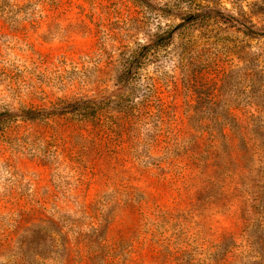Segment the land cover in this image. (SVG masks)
I'll use <instances>...</instances> for the list:
<instances>
[{
  "label": "rangeland",
  "instance_id": "rangeland-1",
  "mask_svg": "<svg viewBox=\"0 0 264 264\" xmlns=\"http://www.w3.org/2000/svg\"><path fill=\"white\" fill-rule=\"evenodd\" d=\"M0 264H264V0H0Z\"/></svg>",
  "mask_w": 264,
  "mask_h": 264
},
{
  "label": "trees",
  "instance_id": "trees-1",
  "mask_svg": "<svg viewBox=\"0 0 264 264\" xmlns=\"http://www.w3.org/2000/svg\"><path fill=\"white\" fill-rule=\"evenodd\" d=\"M145 49L148 50V49H150V47L146 46ZM128 72H129V69H126L124 71V74L126 75ZM76 109L80 110L81 112H84L83 114L86 116L90 114V111H89L90 106H88V104L86 102H81L80 105L76 106ZM160 111L162 112V109H160ZM42 116H44L42 113L35 112L32 110L23 111L22 115H21L22 119H28V120H32V119L42 117Z\"/></svg>",
  "mask_w": 264,
  "mask_h": 264
}]
</instances>
